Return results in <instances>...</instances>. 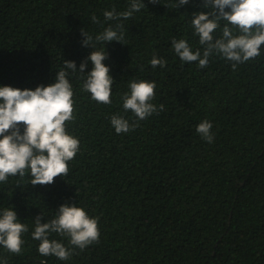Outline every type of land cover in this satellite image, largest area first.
Wrapping results in <instances>:
<instances>
[{"label": "trees", "instance_id": "trees-1", "mask_svg": "<svg viewBox=\"0 0 264 264\" xmlns=\"http://www.w3.org/2000/svg\"><path fill=\"white\" fill-rule=\"evenodd\" d=\"M143 2L131 18L106 21L105 11H126L130 0H0V86H47L64 60L79 70L91 52L81 30L92 50L105 47L114 80L112 102L102 104L82 91L81 78L68 77L75 119L66 130L80 142L68 175L43 186L31 184L30 172L0 182V213L12 206L29 229L21 254L0 246V264H264V46L235 68L218 54L203 68L182 62L171 41L185 39L202 54L192 13L211 9L201 0L179 8L176 0ZM116 23L120 43L95 41ZM153 54L166 65L153 68ZM132 80L156 84L157 112L144 120L123 109ZM117 114L137 126L117 134ZM203 120L213 125L212 143L196 132ZM61 204L83 208L99 228V241L83 250L50 234L72 251L66 261L40 255L32 238L35 217L47 222Z\"/></svg>", "mask_w": 264, "mask_h": 264}, {"label": "clouds", "instance_id": "clouds-1", "mask_svg": "<svg viewBox=\"0 0 264 264\" xmlns=\"http://www.w3.org/2000/svg\"><path fill=\"white\" fill-rule=\"evenodd\" d=\"M157 3V0H149ZM189 0H176L173 8H179ZM201 7L211 11L192 13L191 24L199 44L204 46L193 50L185 39L173 38L171 46L182 62L198 61L203 68L208 65L209 57L218 54L237 64L255 59L261 55L264 46V0H201ZM145 8L143 0H130L128 10L116 13L115 9L103 13L106 21L127 20L134 12ZM93 23H99L97 17H91ZM225 21L219 38L214 33L220 29V21ZM234 30L238 34H234ZM82 46L90 47L91 52L81 62L79 70L75 62L65 61L56 73L55 81L47 86L39 85L34 90L0 86V182L6 183L9 176L23 177L30 172L31 184L50 185L56 177L68 175V162L73 160L80 148L77 138L66 130V122L75 119L74 92L69 75L81 78L82 91L91 94L98 103L110 104L114 80L110 69L103 61L107 53L103 46L94 47L93 37L81 30ZM123 24L109 25L96 35L95 41L105 45L109 42L120 43L123 40ZM91 70L85 73L88 62ZM166 61L153 54L150 64L153 68L164 67ZM129 92L121 99L123 109L131 111L137 120H144L157 112L152 103L156 84L148 80H132ZM164 106H159L163 110ZM117 134L133 130L137 124L120 115L110 118ZM21 127L23 131H21ZM213 125L208 120L196 126V132L208 143L213 142L211 133ZM44 215L40 212L34 219L32 238L39 241L38 252L42 256H55L66 261L73 254L62 242L50 239L52 233L67 237L68 243L81 250L99 241L98 218L89 217L83 208L75 204H61L55 216L47 222H41ZM28 226L19 222L12 206L0 213V246L9 253L19 255L24 240L22 234L28 232ZM3 264H7L6 261ZM40 264H45L41 261Z\"/></svg>", "mask_w": 264, "mask_h": 264}]
</instances>
